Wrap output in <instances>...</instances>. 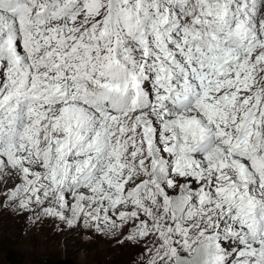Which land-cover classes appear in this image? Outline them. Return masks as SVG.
Instances as JSON below:
<instances>
[{
  "label": "snow or ice",
  "instance_id": "snow-or-ice-1",
  "mask_svg": "<svg viewBox=\"0 0 264 264\" xmlns=\"http://www.w3.org/2000/svg\"><path fill=\"white\" fill-rule=\"evenodd\" d=\"M5 208L127 264H264V0H0Z\"/></svg>",
  "mask_w": 264,
  "mask_h": 264
},
{
  "label": "rangeland",
  "instance_id": "rangeland-1",
  "mask_svg": "<svg viewBox=\"0 0 264 264\" xmlns=\"http://www.w3.org/2000/svg\"><path fill=\"white\" fill-rule=\"evenodd\" d=\"M0 209V264H9L6 256L18 259L16 264H47L43 260L54 262L68 261L67 264H127L126 251H122L106 238L85 239L83 234L74 235L64 243V234L57 232L55 221H44L41 227L21 219L18 214L6 222ZM21 229L25 231L21 234ZM31 238V239H30ZM53 264V262L51 263Z\"/></svg>",
  "mask_w": 264,
  "mask_h": 264
},
{
  "label": "bare ground",
  "instance_id": "bare-ground-1",
  "mask_svg": "<svg viewBox=\"0 0 264 264\" xmlns=\"http://www.w3.org/2000/svg\"><path fill=\"white\" fill-rule=\"evenodd\" d=\"M11 215L13 216L14 213L12 212V210L8 209V210H3V213L1 214V217L6 222H9L11 219H13V217ZM9 223H11V225H12L13 223H15V220L13 219V221H11Z\"/></svg>",
  "mask_w": 264,
  "mask_h": 264
},
{
  "label": "trees",
  "instance_id": "trees-1",
  "mask_svg": "<svg viewBox=\"0 0 264 264\" xmlns=\"http://www.w3.org/2000/svg\"><path fill=\"white\" fill-rule=\"evenodd\" d=\"M5 260H7L9 264H16L18 262V259H13L11 256H6ZM52 262L54 264L56 261L54 262L52 259L42 261V263H47V264H51Z\"/></svg>",
  "mask_w": 264,
  "mask_h": 264
},
{
  "label": "water",
  "instance_id": "water-1",
  "mask_svg": "<svg viewBox=\"0 0 264 264\" xmlns=\"http://www.w3.org/2000/svg\"><path fill=\"white\" fill-rule=\"evenodd\" d=\"M67 262H68V261H65L64 264H67ZM54 264H63V262H62V261H57V262H55Z\"/></svg>",
  "mask_w": 264,
  "mask_h": 264
}]
</instances>
